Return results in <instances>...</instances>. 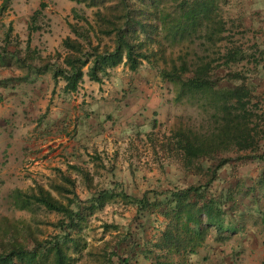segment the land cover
Returning <instances> with one entry per match:
<instances>
[{"label": "rangeland", "instance_id": "1", "mask_svg": "<svg viewBox=\"0 0 264 264\" xmlns=\"http://www.w3.org/2000/svg\"><path fill=\"white\" fill-rule=\"evenodd\" d=\"M115 1L11 0L0 12V47L5 34L11 39L6 47L9 54L0 66V227L6 229L4 218L17 228L29 227L39 239L57 234L52 224L59 215L37 208L16 210L9 194L14 189L27 191L35 182L49 189L51 183L61 182L60 172L71 176L75 192L86 206L89 198L105 192L103 205L88 212L80 230L72 233L76 242L69 251L72 264H107L105 242L127 232L138 244L134 248L137 264H150L139 251L144 242L158 239L165 226L163 218L144 213L135 219L134 208L120 193L141 197L148 190L162 191L182 182L184 177L178 167L165 161L159 169L146 135L153 132L161 137L176 129L207 135L216 130L221 116L218 96L180 97L179 90L146 62L136 72L120 65L102 84L84 77L77 91L68 95L63 92L64 82L55 83L50 73L25 77L29 70L21 68L15 57L42 66L57 52L64 53V38H74L69 24L86 27L72 9L93 25L95 12L106 11ZM151 1L145 0V4L149 6ZM159 1L167 7L171 0ZM217 5L226 27L224 35L253 53L256 50L255 61L242 62L238 69L251 77L253 99L248 108L264 144V66L260 67L264 55L258 54L264 52V0H218ZM153 41L148 47L162 56L158 65L167 69L179 65L181 58L189 67L202 61L216 65L218 52L230 46L228 40L214 46L201 35L173 39L168 30L153 36ZM104 44L112 47V39L102 38ZM72 166L86 172L90 182ZM262 168L264 162H246L236 169V175L249 184L248 177ZM241 202L245 208L249 198ZM125 247L129 251V243ZM190 264H264L261 218L248 216L241 236L221 243L208 241Z\"/></svg>", "mask_w": 264, "mask_h": 264}, {"label": "trees", "instance_id": "2", "mask_svg": "<svg viewBox=\"0 0 264 264\" xmlns=\"http://www.w3.org/2000/svg\"><path fill=\"white\" fill-rule=\"evenodd\" d=\"M10 1L3 0L0 12ZM217 1L171 0L165 7L159 0H152L149 6L145 0L139 3L116 0L105 8L106 11L95 12L93 25L72 9L74 17L83 21L86 27L69 24L74 38L62 40L63 54L57 52L39 67L28 64L27 58L15 57L21 68L29 70L25 77L50 73L55 83L64 82L63 92L67 95L77 91L84 77L102 84L114 68L122 65L128 71L136 72L146 62L162 80L172 83L179 90L180 97H219L221 116L214 132L198 135L189 130L176 129L161 137L153 132L146 135L159 169L164 168V161L168 166L174 165L184 181L171 184L162 191L148 190L141 197L120 193L134 208L135 219L144 213L163 218L165 226L158 239L150 244L144 242L139 251L150 264H190L191 258L208 241L221 243L233 236L243 235L248 216L260 217L264 224V168L257 175L248 177L249 184L244 182L245 178L236 175V169L243 163L264 162V144L258 137L254 114L248 108L253 99L251 77L238 69L242 62L255 61L256 50L253 53L224 35L226 27L218 14ZM38 14L39 10L34 16ZM165 30L171 33L173 39L201 35L214 46L227 40L230 46L225 52H218L219 62L216 65L202 61L189 67L181 58L179 65L174 63L169 69L161 68L158 59L162 56L158 57L148 44L154 42L153 36ZM105 37L112 39V47L101 45ZM3 43L0 47V66L9 54L6 48L11 44L9 34H5ZM258 54L263 56L264 52L259 51ZM263 66H260L261 69ZM71 168L90 182L89 175L81 168ZM59 176L61 182L51 183L49 189L35 182L27 191L14 189L9 194L16 210L43 209L60 218L52 224L58 233L44 239L35 236L29 227L17 228L3 218L6 229L2 231L0 227L3 234L0 232V264L73 263L69 255L73 245L76 247L72 233L80 230L88 212L103 205L106 193L89 198L90 205L86 206V201L77 196L71 176L63 172ZM247 198L249 204L242 208L241 199ZM127 243L129 251L125 247ZM137 245L131 240L130 232L115 234L104 245L106 263L137 264L134 249Z\"/></svg>", "mask_w": 264, "mask_h": 264}]
</instances>
